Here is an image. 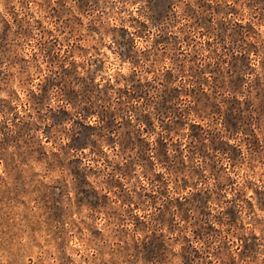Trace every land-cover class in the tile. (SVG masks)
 Listing matches in <instances>:
<instances>
[{"label": "rangeland", "instance_id": "374dc122", "mask_svg": "<svg viewBox=\"0 0 264 264\" xmlns=\"http://www.w3.org/2000/svg\"><path fill=\"white\" fill-rule=\"evenodd\" d=\"M0 264H264V0H0Z\"/></svg>", "mask_w": 264, "mask_h": 264}]
</instances>
